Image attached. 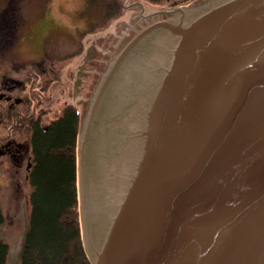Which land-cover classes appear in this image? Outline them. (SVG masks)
I'll return each instance as SVG.
<instances>
[{
    "label": "water",
    "instance_id": "obj_1",
    "mask_svg": "<svg viewBox=\"0 0 264 264\" xmlns=\"http://www.w3.org/2000/svg\"><path fill=\"white\" fill-rule=\"evenodd\" d=\"M158 15L165 18L108 62L80 127L85 254L90 264H264V0H208L146 17ZM158 35L173 40L159 106L152 124L134 127L124 144L127 173L101 226L92 216L101 212L95 186L107 185L100 172L108 149L118 159L119 125L127 131L123 117L111 114L122 99L111 87L115 70ZM122 72L129 90L142 83L139 68Z\"/></svg>",
    "mask_w": 264,
    "mask_h": 264
},
{
    "label": "flooded vegetation",
    "instance_id": "obj_2",
    "mask_svg": "<svg viewBox=\"0 0 264 264\" xmlns=\"http://www.w3.org/2000/svg\"><path fill=\"white\" fill-rule=\"evenodd\" d=\"M23 10L24 5H0V192L15 188L17 195L29 184L35 133L47 130L56 118L50 116L63 102L56 116L64 106L72 105L82 117L79 107L85 105L87 110L110 58L107 42L94 45L88 39L86 47H78L77 26L73 30L75 42L68 50L60 49L47 37L41 40L38 36L43 29L38 22L33 28L35 36L25 38L31 23ZM88 29L80 31L82 35L87 31L83 42L94 35ZM27 44H35L37 56H30ZM96 67L102 72L98 76Z\"/></svg>",
    "mask_w": 264,
    "mask_h": 264
},
{
    "label": "trees",
    "instance_id": "obj_3",
    "mask_svg": "<svg viewBox=\"0 0 264 264\" xmlns=\"http://www.w3.org/2000/svg\"><path fill=\"white\" fill-rule=\"evenodd\" d=\"M143 1L176 7L198 0ZM83 5L89 33L125 15L122 0H83ZM164 18L154 17L149 25ZM80 123L78 110L66 105L46 131H37L33 137L31 211L20 264H90L79 222L76 146ZM3 222L0 206V225ZM7 257L8 246L0 237V264H7Z\"/></svg>",
    "mask_w": 264,
    "mask_h": 264
},
{
    "label": "rangeland",
    "instance_id": "obj_4",
    "mask_svg": "<svg viewBox=\"0 0 264 264\" xmlns=\"http://www.w3.org/2000/svg\"><path fill=\"white\" fill-rule=\"evenodd\" d=\"M199 1L205 2L208 0ZM17 2L19 3L16 4L13 0H0V5H24V18L31 23V29L26 31L28 34L24 35L25 38H33L35 36L33 28L38 22V26L43 29V32L39 33L38 37L41 40L47 37L51 42L56 43L60 49L68 50L71 48L72 43L75 42V34L79 39L78 47L81 48L83 46L86 47L88 39L94 41V45H102L107 42L110 45V48H108L110 49V58L107 64L134 35L149 26L154 17L147 18V15L172 8L170 5L152 6L143 0H122L125 15L111 25L94 29V32L91 33L94 35L85 38L83 42L82 39L87 35V31L84 32V35L80 34V31H84L83 28H87V22L84 19L85 16H83V11H85L83 0H17ZM140 6L144 8L143 11ZM181 6L191 7L195 6V4ZM76 26L78 28L74 34L73 30L76 29ZM34 45H26L27 49H31L30 56L33 53L35 56L38 55ZM19 55H21L20 52ZM26 55L28 56V52H26ZM93 59L98 60L95 56ZM95 71L96 75L102 73L98 67L95 68ZM97 76L95 81L98 78ZM64 104L65 102L62 103V105ZM86 105L88 110L89 104L87 103ZM61 106L54 110V114L50 116V119L57 117L56 114ZM79 110L82 113L83 122L87 111L85 105L80 106ZM22 188L21 195H17L15 188L3 189V192H0V206L4 215V222L0 225V237L8 246L7 264H20V254L29 224L31 211L29 199L32 188L30 184H26Z\"/></svg>",
    "mask_w": 264,
    "mask_h": 264
},
{
    "label": "bare ground",
    "instance_id": "obj_5",
    "mask_svg": "<svg viewBox=\"0 0 264 264\" xmlns=\"http://www.w3.org/2000/svg\"><path fill=\"white\" fill-rule=\"evenodd\" d=\"M180 20L181 17L176 18V22L179 23ZM171 43H173V40L168 35H158L150 41H145L142 44V46L145 47L144 49L133 52V54L120 65L119 69L116 61L112 66L111 72L107 75V77H109L117 67L114 78L116 83L111 87H113V89L115 87L118 88V92L121 93L122 99L116 100V103L111 107V114L117 115L119 119L123 117L124 124L127 127V135L126 133L124 134L125 130L122 131V127L119 125L117 137L114 138V142L119 147L118 151H114L115 155H118V159L114 161L111 157L112 153L108 149L106 152L107 160L105 159L106 169L102 170L103 173L102 171L100 172L106 177L107 185L104 183L99 184V182L95 186L101 203V212L92 214V216L95 217L96 222L98 219L102 218L101 226L106 222L110 212L114 210L127 173L128 165H126V162L128 158H126L125 155H127L128 152L126 151L127 149H125L127 145L124 144L131 140V135L134 133L132 131L135 130L133 129L134 127L137 126V128H139L140 126V129L143 127L147 129L149 125L152 124L151 120L153 115L151 117V114H153L159 106L160 94L162 93V88L166 81L164 75L170 62ZM127 65H130V69L131 67L132 69L135 67L142 71L138 75L142 83L137 84L135 90H132L133 88L131 87L129 90L126 82L123 80L125 75L122 71L126 69ZM105 68L102 72L105 71ZM128 72L129 70L127 73ZM121 81H123V83H120ZM123 92H125L124 95ZM119 119H117L118 122H120ZM122 145H124L123 149ZM85 153H88V148L85 149ZM93 171V168L89 169V177L93 180L99 179V174L92 175ZM99 191H101V193L98 194ZM82 192H85L88 196L87 188L82 189ZM86 227L87 234H89L88 226Z\"/></svg>",
    "mask_w": 264,
    "mask_h": 264
}]
</instances>
